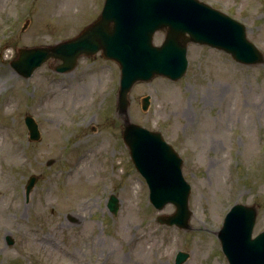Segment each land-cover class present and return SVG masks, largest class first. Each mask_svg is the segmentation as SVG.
<instances>
[{
	"label": "rangeland",
	"instance_id": "rangeland-1",
	"mask_svg": "<svg viewBox=\"0 0 264 264\" xmlns=\"http://www.w3.org/2000/svg\"><path fill=\"white\" fill-rule=\"evenodd\" d=\"M103 1L0 0V79L14 75L0 89V264H175L178 250L189 253L182 264H229L218 232L233 204H255L253 236L264 230V63L192 42L185 75L136 83L127 114L116 107L120 67L100 53L67 73L51 59L28 78L13 69L19 47L76 35ZM201 1L244 23L264 53V0ZM163 37L157 31L154 43ZM27 114L39 140L29 138ZM127 119L161 131L182 156L189 228L156 221L176 207L149 201L122 139Z\"/></svg>",
	"mask_w": 264,
	"mask_h": 264
},
{
	"label": "water",
	"instance_id": "water-1",
	"mask_svg": "<svg viewBox=\"0 0 264 264\" xmlns=\"http://www.w3.org/2000/svg\"><path fill=\"white\" fill-rule=\"evenodd\" d=\"M164 32L160 45L154 43L156 31ZM190 42L208 44L224 50L245 64L264 62L262 51L247 37L246 26L222 11L200 0H105L99 17L76 36L54 45L20 47L12 67L29 77L48 58L60 59V72L71 71L81 55L98 51L115 60L121 71L117 94V111L127 114L129 93L135 83L149 82L155 76L180 79L187 70ZM147 109L150 96L143 98ZM31 139L40 138V130L31 115L26 116ZM123 139L138 171L149 186V199L157 208L173 203L172 214H160L156 220L168 225L189 228L191 185L182 172L183 159L161 132L124 122ZM49 161L48 163H51ZM37 180L32 175L26 194ZM108 207L113 213L119 198L112 194ZM258 210L255 204L235 203L226 214L218 233L230 264H264V230L252 236ZM8 243L14 239L7 235ZM189 253L179 251L175 263L182 264Z\"/></svg>",
	"mask_w": 264,
	"mask_h": 264
},
{
	"label": "bare ground",
	"instance_id": "bare-ground-1",
	"mask_svg": "<svg viewBox=\"0 0 264 264\" xmlns=\"http://www.w3.org/2000/svg\"><path fill=\"white\" fill-rule=\"evenodd\" d=\"M6 77H4V78H2V79H0V89L2 88V84L4 83V82H8V81H10V80H12L13 78H14V75L11 73V74H7L6 73ZM214 137V136H213ZM212 141V140H211ZM72 256H76V254H71Z\"/></svg>",
	"mask_w": 264,
	"mask_h": 264
}]
</instances>
